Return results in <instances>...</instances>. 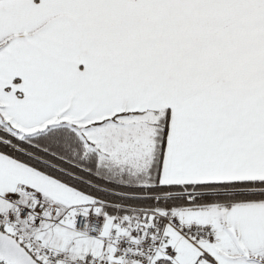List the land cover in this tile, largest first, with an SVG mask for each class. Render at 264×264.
<instances>
[{
  "label": "snow or ice",
  "instance_id": "snow-or-ice-1",
  "mask_svg": "<svg viewBox=\"0 0 264 264\" xmlns=\"http://www.w3.org/2000/svg\"><path fill=\"white\" fill-rule=\"evenodd\" d=\"M0 264H264V0H0Z\"/></svg>",
  "mask_w": 264,
  "mask_h": 264
}]
</instances>
